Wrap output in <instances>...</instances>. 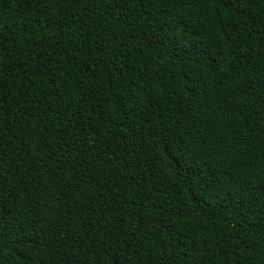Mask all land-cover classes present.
Instances as JSON below:
<instances>
[{"label":"trees","instance_id":"16d2710c","mask_svg":"<svg viewBox=\"0 0 264 264\" xmlns=\"http://www.w3.org/2000/svg\"><path fill=\"white\" fill-rule=\"evenodd\" d=\"M0 264H264V0H0Z\"/></svg>","mask_w":264,"mask_h":264}]
</instances>
